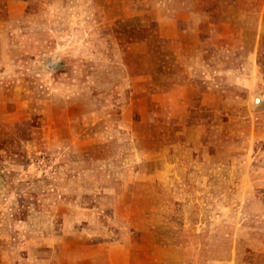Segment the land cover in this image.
Segmentation results:
<instances>
[{"label":"rangeland","instance_id":"374dc122","mask_svg":"<svg viewBox=\"0 0 264 264\" xmlns=\"http://www.w3.org/2000/svg\"><path fill=\"white\" fill-rule=\"evenodd\" d=\"M194 5L0 0V264H264V0H202L200 31L174 25L182 55L163 47L166 13L119 15ZM146 38L160 46L129 47ZM255 50L239 91L229 76ZM159 61L184 93L146 114L141 99L171 83L144 77Z\"/></svg>","mask_w":264,"mask_h":264},{"label":"crops","instance_id":"0c3cea01","mask_svg":"<svg viewBox=\"0 0 264 264\" xmlns=\"http://www.w3.org/2000/svg\"><path fill=\"white\" fill-rule=\"evenodd\" d=\"M202 0H193V3L195 4L193 7H192V10L191 11H188L187 9H184V10H181V11H178L177 9L172 11H168V12H163V11H160L158 10L157 8L155 9L156 10V13H154V11H152L151 9H148V10H144V12H141V11H135L133 9H126L123 13L119 14L120 16H123L125 18V20H129L133 17H136V16H143L144 19H146V17H149L151 20H153L151 18V15H161L163 16V14H167L165 15V17L161 18V19H156L159 21V31L161 33V37L164 36V39L162 40L164 42V46H167V47H171V48H175L176 49V52H178L179 49H181V55L183 54L182 52V49L184 48V45H185V41L183 40V35L182 33L179 34V29L178 27L176 26V28H174V25L176 24V22H182V20H192V23L194 22V26L196 28V30L200 31V28L203 27V25H200V24H203L204 23V18H205V14L208 15L210 14L208 11H207V8L204 7V5H200V2ZM157 7V6H156ZM231 9V8H230ZM241 9L237 10V12L240 13ZM242 12V11H241ZM201 20V21H200ZM171 22V23H170ZM202 22V23H201ZM153 23V22H151ZM148 25H144V27H146ZM148 28V27H146ZM147 30H150V29H147ZM175 33V35L173 33ZM183 32V31H182ZM170 37V38H168ZM168 38V39H167ZM161 41V43H162ZM206 42L205 41H201L199 40V42L197 43V46L198 47H205L206 45ZM157 46H160V43H156V41H153L151 40L150 38H146L144 40H136V41H131L129 43V47L132 48V49H139L141 48V50H136L135 52H138V54H147L148 53V48H152V47H157ZM189 46V45H187ZM194 46V45H192ZM195 47V46H194ZM257 50L253 51L252 55V59L250 62H244L243 63V70L242 68L239 70V74H234V75H230L229 78L231 79V81L233 80V84H236L237 88L239 91H243V92H246L248 91L247 93H249V86H253L255 84V80L252 78V76L259 71V66H258V60H257ZM161 60V59H159ZM152 62V61H151ZM151 62H148L147 65L145 66V68H151L150 70H154V71H150L149 70H146L145 69V75L144 77H149L150 79H152V81H156L158 79H160L159 77L163 76V77H166V76H169L168 79L171 81V83H164V81L162 82V88L160 89H157L156 92H147L146 95H149L148 93H151L150 94V99L146 98L145 97L142 100L143 103H141V107L142 108V111L144 113L147 114V110H154V102H157L158 104L157 105H165V104H170L171 103V99H172V95L174 94L175 95V102H177L178 100V97H177V91H176V88H179V97H181L184 93V90L181 86L180 83H176V84H173V75L170 73L169 71V68L168 67V70H167V66L164 67V71L161 73V64L162 62L159 61L158 63V66L156 69H154L152 66H153V63ZM245 66H248V69L245 68ZM244 71V72H243ZM128 77H129V83H133V81H137V80H140L141 79V76H138V75H130L128 74ZM256 78H257V75H256ZM260 79V77H259ZM155 84L161 86V83L160 82H154ZM175 88V89H174ZM132 91L131 90H127L125 91L124 96V100H123V108L128 110V115L126 117H123L121 122L123 123L124 121H126V126L127 127H130V126H133L135 123L133 121V119L130 117L129 115V112L131 110V102H130V97L132 95ZM227 95L230 97V94L227 93ZM232 100V98H229ZM228 99L227 100H224L226 101L227 103L226 104H232L233 101H231ZM149 110V112L151 113V111ZM150 116V115H149ZM144 119V118H143ZM156 120V117L154 118V121ZM136 126L137 128L139 127H147V126H154V125H151V124H144L143 121H141L140 124H137L136 123ZM192 128H197V123L196 124H193ZM136 134H139L141 133L140 130H138L137 132H135ZM189 138H191V136L188 134L187 135ZM197 138V135L195 137H192V140H195ZM23 143H26V146L27 148H29L30 151L34 152V146H37L38 142L37 140H34L33 137H30L28 138L27 140H22ZM3 152H7L5 150H3ZM20 154H16V156L18 157ZM2 161L3 164H9L10 163V159H8V157L6 156V158H3L0 160V162ZM7 171H10V169L5 166V168L3 169L1 166H0V176H1V172L3 174H5ZM2 174V175H3ZM2 177V176H1ZM5 177V176H4ZM3 179V178H2ZM3 184V182H0ZM9 184L6 180V184L5 186L7 187ZM111 259V262H113V256L110 257ZM109 259V260H110Z\"/></svg>","mask_w":264,"mask_h":264},{"label":"water","instance_id":"95a60500","mask_svg":"<svg viewBox=\"0 0 264 264\" xmlns=\"http://www.w3.org/2000/svg\"><path fill=\"white\" fill-rule=\"evenodd\" d=\"M59 66V63L58 62H56V61H52V62H50L49 64H48V68L49 69H55V68H57ZM258 100V101H257ZM262 102V99L260 98V97H257L256 98V103L257 104H260Z\"/></svg>","mask_w":264,"mask_h":264}]
</instances>
